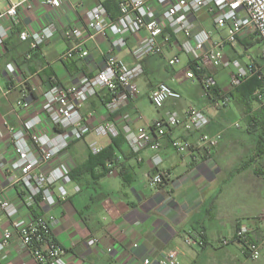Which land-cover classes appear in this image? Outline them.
<instances>
[{
    "label": "crops",
    "instance_id": "1",
    "mask_svg": "<svg viewBox=\"0 0 264 264\" xmlns=\"http://www.w3.org/2000/svg\"><path fill=\"white\" fill-rule=\"evenodd\" d=\"M10 1L13 0H0V6L6 8ZM99 1L63 0L62 6L54 9L35 0L34 9H23L15 21L4 23L9 35L0 56V188L17 204L20 218H30L46 210L56 215L58 221L52 233L65 248L70 264H144L146 258L156 264L171 249L179 251L178 264H247L249 259L238 242L232 240L224 245L222 240L231 239L241 221L252 225L256 237L262 233L257 217L264 214V171L260 168L264 155L258 162L241 169L245 160L256 152L262 133L259 128L248 129L247 119L262 105L251 101L248 108L246 103L231 97L228 106L216 107L200 77L195 80L183 77L189 57L182 59V51L175 45L177 37L164 42L163 55L142 60L144 72L138 78L140 93L131 104L110 115L106 107L110 94L102 89L85 103L82 112L92 125L105 121L123 125L126 123L123 115L130 113L129 121L137 128L149 126L173 110L183 113L192 104L210 116L204 131L222 133L218 147L196 146L189 154H180L172 146L171 136L164 137L158 150L162 157L159 169L166 171L168 177L161 186L154 187L149 179L156 171L155 150L135 153L122 136L89 133L73 142L63 156L72 165L71 181L55 188L57 194L66 196L64 201L44 208L38 197H30L21 184L14 183L15 177L8 171L15 158L10 127L19 128L24 120L42 112L40 98L50 86L77 85L83 75H95L111 51V35L100 34L86 41L88 55L61 58L72 43L64 35L66 28L80 26L86 31L85 12ZM48 23H54L58 30L40 48L34 50L29 42L20 39L22 30H37ZM196 28L210 29L214 38L226 35L224 28L215 26L209 10L198 14ZM256 39L241 37L235 46L226 44L223 61L240 60V48L250 50L244 43H253ZM134 43V38L129 37L127 45L113 53L132 63ZM176 53L181 57V64L168 66L167 59ZM7 63L16 66L14 74L6 71ZM249 63L260 66L264 75L263 51L251 56ZM229 65L204 68L205 76L216 79L221 93L233 91L230 74L235 69L225 68ZM161 81L178 89L182 98L169 99L164 107L151 113L150 106L154 104L150 93ZM21 99L29 101L30 107L17 106ZM241 118L244 126L239 121ZM236 122L241 126L236 127ZM41 130L51 132V127L45 123ZM173 136L196 142L198 133L186 132L179 126ZM95 142L108 157L102 163L92 160L94 154L101 153L92 151L91 144ZM234 154L239 156L237 163L233 160ZM259 169L263 175L256 173ZM258 202L262 205L257 206ZM5 226L6 220L0 225V238ZM93 237L98 239L97 243L89 244L88 240ZM187 237L193 241L187 243ZM111 247L113 250L109 252ZM258 262L264 264V258ZM0 264L37 263L15 237L12 245L0 254Z\"/></svg>",
    "mask_w": 264,
    "mask_h": 264
},
{
    "label": "built area",
    "instance_id": "2",
    "mask_svg": "<svg viewBox=\"0 0 264 264\" xmlns=\"http://www.w3.org/2000/svg\"><path fill=\"white\" fill-rule=\"evenodd\" d=\"M35 0H13L6 8L0 6V56L5 46L9 31L4 24L15 21L20 11L34 9ZM54 9L62 6L63 0H41ZM107 0H100L85 12L86 27L66 28L64 35L72 43L61 55V58L84 57L88 55L85 43L97 35H111V51L106 56L103 67L93 76L83 75L77 85H52L41 95L42 112L24 120L19 128L10 127L15 158L9 164L8 171L32 198H39L44 208H51L66 199L65 195L55 192L58 185L71 181L72 165L63 158L71 144L83 139L89 133L107 135L113 138L122 136L135 153L145 149L155 150L153 162L156 171L150 177L151 186L159 187L167 179L166 171L159 169L162 157L158 153L162 140L171 136V144L180 154H189L192 148H215L222 142V133L204 131L210 123L209 114L195 105L186 106L183 113L170 111L165 117L156 119L149 126L134 128L130 113L123 115L126 121L118 125L113 121L89 124L82 112L85 103L100 90L106 89L110 98L106 103L108 113L116 114L129 105L139 95L138 78L144 72L142 60L153 55L165 53L164 42L173 36L177 37L175 45L189 57V62L182 75L187 80L197 79L196 70L208 65L222 66L230 62L223 61V47L226 44L235 46L241 37L260 38L264 41V0H116L118 14L112 17L105 6ZM209 10L217 28H224L223 38H214L207 28H196L198 14ZM54 23H48L37 30L24 29L20 39L29 42L36 50L48 42L57 32ZM135 40L133 47L134 62L129 63L113 52L125 47L128 38ZM264 54V50H263ZM182 60L179 54L167 59L170 67H176ZM231 63L235 70L230 74V90H234L256 67L253 63L243 66L237 59ZM9 74L16 72L13 63H7ZM2 70L0 69V80ZM217 85L213 76H206L204 88L208 92ZM230 92H223L215 100V106L226 107L231 102ZM264 103V88L258 92ZM150 98L158 109L164 107L169 99L180 100L181 92L170 83L161 81L151 90ZM17 106L30 107L25 99L17 101ZM45 123L51 132L41 130ZM240 127V123L234 124ZM182 126L186 132L198 133L197 141H190L182 136H173V131ZM0 132V139H1ZM94 153H100L103 147L96 142L91 144ZM19 207L6 196L0 188V225L6 220L0 238V254L5 252L15 237L28 249L37 264H70L66 250L53 236L52 227L58 221L55 214L43 211L30 218L19 217ZM262 226L261 236L256 237L251 224L241 221L234 236L224 238L222 244L238 242L247 259L258 261L264 258V214L257 217ZM93 237L89 244L97 243ZM192 237L186 242L191 243ZM113 248H108L111 252ZM179 251L167 250L156 264H178ZM144 264H152L150 258Z\"/></svg>",
    "mask_w": 264,
    "mask_h": 264
},
{
    "label": "trees",
    "instance_id": "3",
    "mask_svg": "<svg viewBox=\"0 0 264 264\" xmlns=\"http://www.w3.org/2000/svg\"><path fill=\"white\" fill-rule=\"evenodd\" d=\"M105 6L107 7L110 15L112 17H115L118 14V8H117V1L116 0H107L105 2ZM258 41H263L262 39L259 38ZM255 42L253 43H244V45L249 48L252 45H254ZM256 65L255 63H253ZM205 71L204 69L202 70H196V74L198 77H200L201 82H204L205 79ZM264 88V75L263 72L260 68V66L254 67L253 71L241 81V83L233 90L230 92V96L232 98H235L238 101H242L248 105V108H250L249 103L251 101H258L261 103V107L257 112L252 114L251 116L248 117V129L252 128H259L262 133L259 136L258 140V148L256 152L251 154L245 162L242 164V168L244 169L248 167L251 163L253 162H258L259 159H261L264 155V103L261 101V99L258 96V92H260ZM208 95L210 99L217 100L222 97V93L220 91V88L216 85L212 88L209 89ZM108 158L105 156V150L100 154H94L92 156V160L94 159L95 161H98L99 163H102V160H105ZM256 173L258 175H263V172L259 170H256Z\"/></svg>",
    "mask_w": 264,
    "mask_h": 264
},
{
    "label": "rangeland",
    "instance_id": "4",
    "mask_svg": "<svg viewBox=\"0 0 264 264\" xmlns=\"http://www.w3.org/2000/svg\"><path fill=\"white\" fill-rule=\"evenodd\" d=\"M258 40H259V38L256 39L255 44L252 45L251 48H250V50H248V51L244 50V48H242V47L240 48V51H239L240 60L239 59H237V60L243 66H246L247 65V64H244V63H249L251 56L254 57V56L260 54L264 50V41H258ZM185 58H186V54L182 52V59H185ZM230 67H231V69H235V66H234L233 63H230L229 66H225V68H230ZM150 110H151L150 111L151 113L157 112V108H155L153 105L150 106ZM239 121L244 126L245 121L242 118ZM233 157H234L233 160L237 163L239 161L237 157H239V156H237L236 154H234ZM260 166H261L260 168L264 171V161L263 162H260ZM261 205H262V202H258L257 203V206H261ZM258 261L249 260L247 262V264H263V262H258Z\"/></svg>",
    "mask_w": 264,
    "mask_h": 264
}]
</instances>
